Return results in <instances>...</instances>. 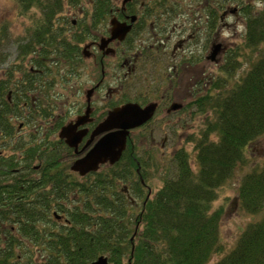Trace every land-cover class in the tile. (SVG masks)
<instances>
[{
  "label": "trees",
  "instance_id": "1",
  "mask_svg": "<svg viewBox=\"0 0 264 264\" xmlns=\"http://www.w3.org/2000/svg\"><path fill=\"white\" fill-rule=\"evenodd\" d=\"M111 1L93 0L92 18L101 19ZM10 2L23 31L14 38L16 59L8 60L4 49L12 35L8 25H0V71L7 76H0V264H91L104 255L108 264H208L217 252L222 256L215 264H264V163L243 174L237 192L244 212L263 216L249 222L225 254L224 208L215 205L237 168L249 164L251 143L264 134V8L247 6L244 41L230 49L222 74L198 84L196 113L206 118L188 137L193 149L174 148L161 187L148 194L151 160L131 147L109 171L91 172L81 181L48 135L17 134L20 123L22 131L38 123L20 103L26 88L39 96L38 121L52 112L41 95L50 89L44 74L53 61L71 64L78 53L81 40H69L60 20L70 23L66 7L80 0ZM246 48L254 59L242 53ZM240 58L250 66L238 75ZM16 71L27 78L11 87ZM13 87L21 97L11 102L6 93ZM6 146L12 154L4 153ZM135 176L140 178L133 183V204L118 182Z\"/></svg>",
  "mask_w": 264,
  "mask_h": 264
},
{
  "label": "flooded vegetation",
  "instance_id": "2",
  "mask_svg": "<svg viewBox=\"0 0 264 264\" xmlns=\"http://www.w3.org/2000/svg\"><path fill=\"white\" fill-rule=\"evenodd\" d=\"M221 1L223 3L207 0L203 13L194 11L190 17L175 1L170 0H112L109 10L101 19L92 18L95 11L93 0L88 4L89 8L84 3L67 6L65 11L76 12L78 18L68 19L65 16L70 23L63 19L61 26L69 40H81L77 46L78 53L71 64L53 61L51 72L44 74L50 89L41 91V95L44 107L52 111L45 122L35 117L40 106L35 88H26L25 100L20 103L32 113L30 116L34 122H38L35 127L31 125V134L36 135L42 129L41 136L48 135L50 146L54 142L61 146L64 155L71 161L70 170L76 176L78 173L72 171L74 162L88 155L103 136L120 130L117 126L102 131L101 125L116 109L127 104H139L142 112L137 113L134 120L143 123L129 129L125 150L131 147L139 152L141 143L165 146L164 142L176 138L177 132L191 128L196 124L195 95L201 93L198 84L201 81L205 83L209 75L205 70L207 66L198 73L197 59L202 65L204 56L191 55L188 30L208 28L207 34L211 31L214 34L220 26L217 19L222 21L229 13L240 16L246 11L242 0ZM200 17H204L201 26L198 25ZM189 18L194 19L189 21ZM122 23L130 28L124 36L120 32L122 27L116 26ZM211 43L212 49L206 58L213 59L212 53L220 54L222 44L217 42V38ZM213 60L217 62V56ZM32 70L38 69L32 67ZM1 73H4V69H1ZM22 78L26 79L27 76ZM25 85H29L28 81ZM9 91L15 96L13 100L21 97L14 87ZM8 99L13 102L10 96ZM148 106L151 111L144 112L143 109ZM59 109L63 116L56 113ZM46 124L50 126L46 127ZM23 128L20 123L17 134ZM159 133L165 135L158 142L155 135ZM138 135L142 137L137 140L135 136ZM180 141L181 133L176 144ZM115 164H102L95 172L102 168L109 171ZM137 164L143 165L142 161ZM98 175L90 176L94 178ZM138 178L135 176L124 187V193L133 204L135 192L132 187ZM144 188L148 194H152L147 183ZM55 217L64 219L61 214L55 213Z\"/></svg>",
  "mask_w": 264,
  "mask_h": 264
},
{
  "label": "rangeland",
  "instance_id": "3",
  "mask_svg": "<svg viewBox=\"0 0 264 264\" xmlns=\"http://www.w3.org/2000/svg\"><path fill=\"white\" fill-rule=\"evenodd\" d=\"M92 0H80V3H84L87 5V8H89L88 4ZM175 1L176 5L180 7L185 14L190 17L192 16L194 11H200L203 13L205 3L207 0H170ZM217 2L223 3L221 0H216ZM243 5L249 6L247 4H250L251 6L256 8H264V0H242ZM246 3V5H245ZM219 10L221 8L219 7ZM246 13V12H245ZM242 14L240 16L237 15H231L230 13L227 14L224 17V20L220 21L217 19L219 26V29L215 30L214 34L212 31L207 34V29L208 28H201L198 27L197 30H194L192 28H189L188 30V35H189V45H190V50H191V55L192 56H204L203 63L201 65L199 59H197L199 66L197 68L198 73L201 72L202 68L204 66H207L205 69L208 73L209 78L210 77H217L219 74L223 73L221 67L224 66L226 58L228 53L230 52V49H236L237 44L242 43L245 38V34L243 32L244 27H245V15ZM64 15L66 18H78V15L76 12L73 11H66L64 12ZM74 15V16H73ZM194 18H189V21H193ZM63 19L60 20V22ZM204 20V17H200L198 25L204 24L202 21ZM62 24V22L60 23ZM0 25H8L9 27V33L12 35V40L10 43L7 44L6 48L4 49V53H7L9 55L8 60L14 59V57H17L16 50L17 47L15 45V40L14 39L16 36L20 35L23 31V24H21L20 20L18 21L16 19V14H15V8L14 5L10 2V0H0ZM217 38V42L222 44L221 48L222 51L220 54H217V62L211 59L210 57L206 58V54L209 55L212 49V41ZM199 45V47L197 46ZM242 53H245L248 56L251 55L254 59L256 57V54L251 53L249 49H243ZM6 60V62L8 61ZM242 65L239 67V70L237 71V74L240 75L243 73L245 70L248 69L250 66L249 61H245L244 58H240ZM9 63V62H8ZM1 66V64H0ZM17 73L15 74V80L13 79L12 82L10 83V86L12 87L13 84H15V87H17V83L19 80H22L23 78L21 75V72L16 71ZM195 75V72H193ZM0 76L2 77L3 74L0 71ZM5 78H2V80L7 81L6 78L7 76H3ZM25 83V81L23 82ZM23 83L20 84L23 86ZM89 83V82H86ZM58 88V86H57ZM13 90V89H12ZM7 91L6 96H10V99L13 100L15 96L11 94L12 92ZM57 114H60L63 116L61 110H56ZM206 118V113H196V124H194L191 128L179 131L182 135V141H180L179 144H176L177 142L173 139H170L168 142H164L165 146L159 145L155 146L151 143H141L139 152L141 154L145 155V158H149L151 160V166L150 168L148 167V171H151V178L150 175L148 177V183L150 188H152L153 191L156 189H159L162 185V174L165 170L168 168L167 166L170 164L169 163V157H170V152L174 150L176 147H180L183 145V147L187 148L188 150H192L193 148V143L189 141V135H193V133H196L199 130V126L204 123ZM19 124V122H17ZM50 124H46V127H49ZM32 126L29 125V128L25 131H21L18 133L19 136H22L23 134L26 133V135L30 132ZM177 132V134H179ZM40 134L42 133V129L39 130ZM149 134V133H148ZM165 135L163 133L156 134V139L161 140L160 138ZM142 135L135 136V138L138 140ZM171 138V135H170ZM148 141V140H147ZM139 142V141H138ZM167 146V147H166ZM163 147V148H160ZM166 147V148H164ZM5 154H12L13 150L12 148L6 146ZM147 148V149H146ZM146 150V152L144 151ZM246 155L248 156L249 164L244 165L242 168H237L236 172L233 175V178L230 179L221 189V194L218 197L219 199L215 202L216 206H222L224 208V213L222 216V221L220 224L221 228V239L223 242L224 246V253H227V251H230L232 247L236 244V241L241 234V232L246 229V225L253 221L255 218H260L263 216V214H255V215H249L244 210L239 206L238 202V197H237V192H238V185L242 179V176L245 172L250 171L253 169L254 166L256 165H262L264 163V134L261 135L258 139L253 141L251 143L250 148L246 151ZM67 155L65 154V159L64 161L69 165L71 161L66 157ZM153 163V164H152ZM70 170V169H69ZM105 171L104 168L101 169V171ZM78 177V180L80 179L81 181H84V177L80 175H76ZM96 178V176H94ZM90 178H93V176H90ZM121 185H125V182H120ZM148 192V191H147ZM264 213V211H263ZM222 256L221 253L217 252L212 256L210 259V262L208 264H215Z\"/></svg>",
  "mask_w": 264,
  "mask_h": 264
},
{
  "label": "water",
  "instance_id": "4",
  "mask_svg": "<svg viewBox=\"0 0 264 264\" xmlns=\"http://www.w3.org/2000/svg\"><path fill=\"white\" fill-rule=\"evenodd\" d=\"M116 26H119V28L122 27L120 32L123 33V36L128 32V30H130L129 26L126 23H122ZM212 55L214 59L216 57V54L212 53ZM143 110L144 112L151 111L150 106ZM140 112H142V110L139 104L136 103L127 104L122 108L116 109V112L110 114L102 123L101 130L106 131L107 129L115 128L117 126L120 127V130L117 132L108 133L107 135L103 136L97 142L95 147L88 152V155L74 162L72 170H74L78 174L85 176L90 171L98 170L100 164L106 162L115 163L119 161L127 144L129 129L138 127V125H141L143 123L142 121L134 120V116ZM130 118L132 119V121H129ZM91 264H108V257L105 255L100 256Z\"/></svg>",
  "mask_w": 264,
  "mask_h": 264
}]
</instances>
